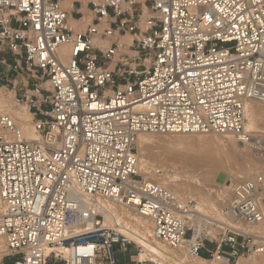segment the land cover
<instances>
[{
  "label": "built area",
  "instance_id": "obj_1",
  "mask_svg": "<svg viewBox=\"0 0 264 264\" xmlns=\"http://www.w3.org/2000/svg\"><path fill=\"white\" fill-rule=\"evenodd\" d=\"M79 4L0 0V51L16 57L0 61V76L32 80L13 104L27 108L38 137L26 140L0 113V264H116L130 247L134 264H146L139 244L102 228L103 202L132 210L153 241L194 258L262 254L264 238L236 222L264 221V141L256 139L262 170L231 189L225 226L144 180L136 142L143 133L250 142L245 106L264 104V0H87L88 17ZM72 15L89 24L73 28ZM80 226L84 235H67Z\"/></svg>",
  "mask_w": 264,
  "mask_h": 264
},
{
  "label": "bare ground",
  "instance_id": "obj_2",
  "mask_svg": "<svg viewBox=\"0 0 264 264\" xmlns=\"http://www.w3.org/2000/svg\"><path fill=\"white\" fill-rule=\"evenodd\" d=\"M60 49L66 50V47H61ZM10 104V105H9ZM7 105V108L3 109L1 112H6L10 114V109L12 110L13 119L18 124L19 128L23 132V137L26 140H37V135L33 132L31 125H30V115L26 110L19 109L18 107L13 108L12 103H9ZM245 129L250 134L251 140L247 144H240L237 141H235L231 137H220V140L215 139L212 137L213 135H204V134H181V135H152V134H140L138 136L137 142H136V148H137V159H139V156L141 155V152L149 146H155V148H159L161 146H166L167 148L175 147V146H181L178 149H172L170 153H168L167 156L168 160L176 161L178 164H190V165H197L202 163L200 161L202 158H193L191 157L192 153L200 154V156H205L208 153V150L210 149L211 152L209 153L208 161L206 166L207 167H221L222 160L220 159V150L223 148L222 142H226V147L232 149V154L229 153V157L231 156L233 159L234 157H237L241 160L242 165H237L235 169L233 170V177H239V176H245L249 173H254L255 171L260 173V166L262 165V161L259 159H251V157L248 155V152L250 154L254 155L259 154L260 145L257 144L256 139H260V141H264V104L258 101H248L245 106ZM171 136V137H167ZM192 136V137H191ZM195 136H199L195 138ZM169 139H165V138ZM164 138V139H163ZM222 141V142H221ZM157 142V143H154ZM262 144V143H261ZM262 146V145H261ZM231 151V150H230ZM183 154V155H182ZM193 156V155H192ZM198 156V155H197ZM163 157V155H162ZM160 156V159L162 158ZM178 157V158H177ZM181 160H180V158ZM148 161L150 160V157H147ZM141 163H146V160H141V162H138V169L140 171V166H149L152 168L151 164L147 162L144 165H140ZM171 164V163H170ZM167 163L166 165H170ZM246 165V166H244ZM255 172V173H256ZM149 175H146L144 177V180L155 182L156 184H159L166 189L170 190L174 194L178 195L179 197H188L191 198V200H195L198 203V209L201 210V205L208 204V195L203 192L202 190H195L191 189L187 186H184L182 184L177 185L173 184L170 180V178L161 177L159 174V171L156 173H153L152 171L148 172ZM253 178V177H252ZM250 179V178H249ZM248 180V179H247ZM262 193L261 196L262 199L260 201V198L258 197L259 191L256 193V200L261 208L263 214H264V186L261 188ZM258 197V199H257ZM105 205V206H104ZM228 205V204H227ZM227 205H224L223 208L219 209L218 212L216 210V214L214 215L213 219L211 220L213 222H216L220 224L221 226H225L228 221L231 222L230 218H227L225 215V207ZM262 205V207H261ZM211 206V205H209ZM118 207V206H116ZM213 207H210V209ZM101 212L103 213V216L105 218L106 223H113L112 226L108 228H113L117 230L118 232L122 233L124 236H126L128 239L134 240L137 244H139L143 248V252L140 254L139 259H144L145 256L147 258L149 257L151 262H154L156 264H189V262L184 258V256L180 253H174L171 250L166 249L163 246H159L155 241L151 239V233L149 234L147 231V228L149 229V222L145 218H141L138 215H131L133 218L132 221H125L123 220L119 215H116V212L113 210V207H111V203H101L100 204ZM123 209V208H122ZM215 209V208H214ZM213 209V210H214ZM203 210V209H202ZM124 211H126L124 209ZM132 211V210H131ZM199 213V212H198ZM122 214V213H121ZM201 214V213H200ZM203 214V213H202ZM201 214V215H202ZM204 216V215H203ZM126 219V217H125ZM210 219V218H209ZM128 220V219H127ZM116 222L114 224V222ZM236 226L242 227L244 229H241L244 233H250V229L242 224L240 221L236 222ZM102 228H107L106 226H102ZM254 229L258 231L264 230V221L262 224L254 226ZM240 229V228H239ZM252 229V228H251ZM86 233L85 226L77 227L73 230H70L67 232V235H70L72 237H79ZM150 235V236H149ZM186 251V255L190 258H193L189 252L187 251V248L185 246L180 247ZM72 253V251H66L65 256L67 257V254ZM264 256V255H261ZM252 257V256H251ZM199 260L204 261L201 258H198ZM237 264H264V257L260 259H245L243 261H239Z\"/></svg>",
  "mask_w": 264,
  "mask_h": 264
},
{
  "label": "rangeland",
  "instance_id": "obj_3",
  "mask_svg": "<svg viewBox=\"0 0 264 264\" xmlns=\"http://www.w3.org/2000/svg\"><path fill=\"white\" fill-rule=\"evenodd\" d=\"M78 1L79 7L80 6H85V1L87 0H76ZM73 16V15H72ZM59 54L61 55V57H63V60L66 61L67 60V51L63 50V49H59L58 50ZM11 89L10 88H6L3 90H0V111H2L3 109L7 108V105L9 103H12L13 108H19V109H23L27 111V108L21 104V106H16L15 104H13V94L10 93ZM28 112V111H27ZM10 114H13L12 110L10 109ZM29 114V113H28ZM31 119V116H30ZM167 137H171V136H167ZM165 138V139H169V138ZM192 137V136H191ZM199 136H195V138H197ZM215 139L220 140V137L218 136H212ZM164 139V138H163ZM222 142V141H221ZM157 143V142H154ZM223 144V148H221L220 150V156H221V160H222V166L221 167H207V161H208V157H209V153L211 152V150H208V153L205 156H200V154H195L192 153L191 157L192 159L195 158H202L200 161H202V163L197 164V165H190V164H178V162L176 161H172V160H168L167 155L168 153H170L171 151H173L172 149H178L181 146H175L173 148H171V150H169L170 148H167L166 146H161L159 148H155V146H149L147 148H145L143 150V152H141V155L139 156L138 162H141V160H146V163L149 162L152 166V168H150L149 166H140V175L143 177L146 175H149L148 172L152 171L153 173H156L157 171H159V174L161 177H166V178H170L171 182L173 184H177V185H184L187 186L189 188H191L192 190H202L203 192H205L208 195V204H203L201 205V209L200 211L197 210L198 209V203L196 206V210L199 213H203L202 215L206 216L207 218H210V220H214L213 217L216 214V212L219 211V209L223 208L224 205L228 204L229 198H230V191L231 189L238 183L245 181V180H249L252 179V177L254 178L257 174H259L258 172H254V173H249L245 176H239L234 178L233 177V170L235 169V167H237V165H242L241 160L237 157H234V159L230 156L229 157V153L232 152V149L229 147H226V142H222ZM231 150V151H230ZM136 153L137 152V148H136ZM232 154V153H231ZM163 155V157H162ZM183 155V154H182ZM198 155V156H197ZM248 155L251 157V159H260V157L258 155L255 154L252 155L250 154V152H248ZM160 156L162 157L160 159ZM147 157H150L151 161H148ZM178 158V157H177ZM180 158V157H179ZM181 160V158H180ZM146 163H141L140 165H144ZM167 163H171L170 165H166ZM262 163V162H261ZM246 166V165H244ZM260 170H262V165L260 166ZM225 173V175L227 176V183H224L225 181V175H220L217 179L218 183H220V185H216L214 183L215 177L219 174V173ZM224 183V184H221ZM229 183V185H228ZM262 190L260 189L259 191V195L258 197L260 198V201L262 199L261 196ZM257 197V199H258ZM184 198V197H182ZM185 198H188L187 196ZM211 205V206H209ZM105 206V205H104ZM111 207H113V210L116 212V215L122 216L121 218L125 221H134L133 218H131V215H137L135 212L131 211V210H126L124 211V208L122 209L121 207H116L115 205L111 204ZM210 207H213L210 209ZM262 207V205H261ZM215 208V209H214ZM214 209V210H213ZM216 210V212H214ZM102 211V210H101ZM122 213V214H121ZM215 213V214H214ZM100 216H101V223L100 225L102 226H106L107 228L112 226L113 223H106L105 218L103 216V213L100 212ZM126 217V219H125ZM140 217V216H139ZM142 218V217H141ZM128 219V220H127ZM114 222V221H113ZM116 222H114L115 224ZM117 224V223H116ZM240 229H244L243 226L239 227ZM113 229V228H112ZM250 229V233L251 234H256L257 236H260L262 238H264V230L258 231L256 229H254L252 227L249 228ZM148 233H151V229H150V224H149V229L147 228ZM220 233H218V235L216 236L218 238ZM151 235V234H150ZM149 235V236H150ZM151 237V236H150ZM159 246H163L168 250L173 251L174 253H180L184 256V258H186V260L189 262V264H225L224 262H217L215 260L207 259V260H199L198 258H190L189 256L186 255V251L182 248H178V249H170L166 246H164L161 243L156 242ZM145 252H143L144 254ZM264 252L262 254H258V255H254V256H245V257H240L237 258L236 260H234L233 262H231L230 264H237L239 261H243L245 259H250V258H254V259H260L263 258L264 256ZM200 258V257H199ZM142 260V259H140ZM143 260H147L146 264H156L154 262H151L150 258L147 256L144 257ZM6 264H12V259L8 260L6 262ZM57 264H63L62 261L57 262ZM167 264V263H166ZM171 264V263H170Z\"/></svg>",
  "mask_w": 264,
  "mask_h": 264
},
{
  "label": "crops",
  "instance_id": "obj_4",
  "mask_svg": "<svg viewBox=\"0 0 264 264\" xmlns=\"http://www.w3.org/2000/svg\"><path fill=\"white\" fill-rule=\"evenodd\" d=\"M78 12L82 13L85 17H88V10L86 9V7L80 6ZM87 24H89L88 20L84 22H79L77 21L75 16H72L70 19V25L79 31L84 30ZM129 40H130L129 37L127 36L122 39L124 43H128ZM15 59L16 57L13 54H11L6 48L0 51V61L5 60L6 63L12 64ZM3 69L4 68L0 65V73ZM31 83L32 80H30L29 78L20 79L19 76L14 74H8L5 75L4 77L0 76V90L3 89L6 90V88L7 89L10 88L11 89L10 93L13 94V98L20 96L26 90V88L30 86ZM222 174L225 175V173L222 172L215 177L214 183L216 185H220L217 179ZM226 177L227 176L225 175V180ZM200 255H201L200 258L203 260H207L209 258V254H207L204 251H202ZM135 259H136L135 251L132 247H130L127 252H121L117 250L115 254L116 264H134Z\"/></svg>",
  "mask_w": 264,
  "mask_h": 264
},
{
  "label": "trees",
  "instance_id": "obj_5",
  "mask_svg": "<svg viewBox=\"0 0 264 264\" xmlns=\"http://www.w3.org/2000/svg\"><path fill=\"white\" fill-rule=\"evenodd\" d=\"M201 256V255H200ZM209 259V258H208Z\"/></svg>",
  "mask_w": 264,
  "mask_h": 264
}]
</instances>
